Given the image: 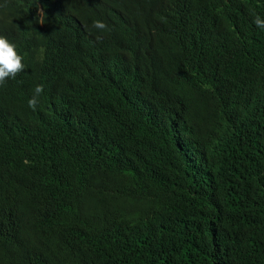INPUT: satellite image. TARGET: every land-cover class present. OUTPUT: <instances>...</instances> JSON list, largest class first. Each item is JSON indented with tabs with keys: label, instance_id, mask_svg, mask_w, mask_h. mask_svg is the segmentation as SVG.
I'll use <instances>...</instances> for the list:
<instances>
[{
	"label": "trees",
	"instance_id": "16d2710c",
	"mask_svg": "<svg viewBox=\"0 0 264 264\" xmlns=\"http://www.w3.org/2000/svg\"><path fill=\"white\" fill-rule=\"evenodd\" d=\"M193 1L0 0V264H264V0ZM81 15L116 49L55 70Z\"/></svg>",
	"mask_w": 264,
	"mask_h": 264
},
{
	"label": "clouds",
	"instance_id": "9594fccd",
	"mask_svg": "<svg viewBox=\"0 0 264 264\" xmlns=\"http://www.w3.org/2000/svg\"><path fill=\"white\" fill-rule=\"evenodd\" d=\"M146 0H127V11L133 19L139 15L145 5ZM182 1V0H180ZM215 0H199L193 1L196 10L205 15V8L211 5ZM184 4L177 9L176 16L182 9ZM62 6L45 5L39 1L37 6L32 9L24 20L38 17L40 24L46 17L56 18L61 13ZM257 27L264 29V19L257 16L254 20ZM93 27L101 31L96 37L90 39L85 31L84 17L63 27L56 35L51 65L53 69L63 71L70 74L73 70H79L84 74L82 63L87 59L93 49H116V37L103 33L110 30L108 25L101 20L93 21ZM26 69V61L24 53L14 42L7 39L4 35H0V86L4 87L9 81L15 79ZM43 85H37L33 92V96L28 101V106L33 111L39 104V97L43 93Z\"/></svg>",
	"mask_w": 264,
	"mask_h": 264
}]
</instances>
